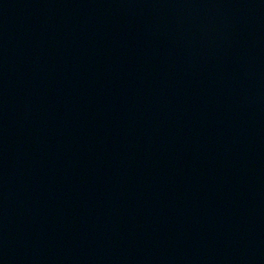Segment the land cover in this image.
<instances>
[{"label":"water","instance_id":"1","mask_svg":"<svg viewBox=\"0 0 264 264\" xmlns=\"http://www.w3.org/2000/svg\"><path fill=\"white\" fill-rule=\"evenodd\" d=\"M0 264H264V0H0Z\"/></svg>","mask_w":264,"mask_h":264}]
</instances>
